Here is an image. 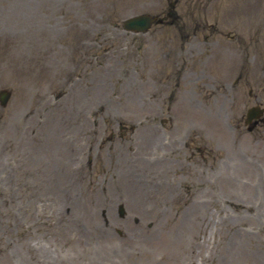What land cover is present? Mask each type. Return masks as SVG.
<instances>
[{"label": "rangeland", "instance_id": "rangeland-1", "mask_svg": "<svg viewBox=\"0 0 264 264\" xmlns=\"http://www.w3.org/2000/svg\"><path fill=\"white\" fill-rule=\"evenodd\" d=\"M2 90L0 264H264V0H0Z\"/></svg>", "mask_w": 264, "mask_h": 264}, {"label": "bare ground", "instance_id": "bare-ground-1", "mask_svg": "<svg viewBox=\"0 0 264 264\" xmlns=\"http://www.w3.org/2000/svg\"><path fill=\"white\" fill-rule=\"evenodd\" d=\"M200 212H201V211H200V210H197V209H196V210H190L189 213H187V216L185 217V221H184L185 223H184L183 225H184V226L189 225V224L191 223L192 219H194V218L200 216ZM79 240H81V237H80ZM86 240H87V238H86ZM87 242H89V240H87ZM86 250H87V253H88V259H89V258H90V255H89L90 248L87 247ZM78 253H80V249H79V248H78V251H77L76 254H78ZM116 253H119V254L123 255L122 250L117 251V252H113V253H112V256H111V255L107 256V257H110V258L107 259L106 264H115V257H114L113 255L116 254ZM99 257H100V255L97 253V251H96V253H95V251H94V253H93V258H92L93 263H98V261H99ZM78 260H79V254H78ZM78 260H77V258H76V261L79 263ZM105 261H106V260H105ZM193 261H194V260H193ZM193 261H192V262H189V264H195Z\"/></svg>", "mask_w": 264, "mask_h": 264}, {"label": "water", "instance_id": "water-1", "mask_svg": "<svg viewBox=\"0 0 264 264\" xmlns=\"http://www.w3.org/2000/svg\"><path fill=\"white\" fill-rule=\"evenodd\" d=\"M152 22H153V19H150V18L147 19L144 17H139V18H135L133 20L128 21L126 23V27L128 29H135L137 31H144L151 25Z\"/></svg>", "mask_w": 264, "mask_h": 264}]
</instances>
